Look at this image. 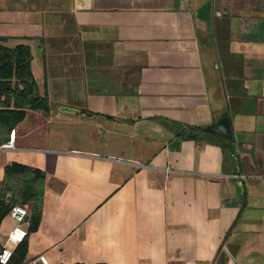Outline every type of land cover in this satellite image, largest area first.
<instances>
[{"label":"crops","instance_id":"1","mask_svg":"<svg viewBox=\"0 0 264 264\" xmlns=\"http://www.w3.org/2000/svg\"><path fill=\"white\" fill-rule=\"evenodd\" d=\"M206 1L0 0L50 103L0 145L45 173L22 264H264V0Z\"/></svg>","mask_w":264,"mask_h":264},{"label":"trees","instance_id":"2","mask_svg":"<svg viewBox=\"0 0 264 264\" xmlns=\"http://www.w3.org/2000/svg\"><path fill=\"white\" fill-rule=\"evenodd\" d=\"M31 60L29 44L18 43L10 47L0 42V145L9 139L11 130L24 119L29 109L50 110L49 99L40 92L32 73ZM196 130L198 127H190L188 136H195ZM44 181L45 173L38 167L16 161L6 164L0 181V224L13 205L31 203L28 231L35 229L42 213ZM26 252L25 238L17 244L6 264H22ZM227 262L228 256L220 247L214 264Z\"/></svg>","mask_w":264,"mask_h":264},{"label":"built area","instance_id":"3","mask_svg":"<svg viewBox=\"0 0 264 264\" xmlns=\"http://www.w3.org/2000/svg\"><path fill=\"white\" fill-rule=\"evenodd\" d=\"M14 138L12 137L9 141L2 144V146L13 147ZM169 171V169H166ZM234 178L243 179L249 175L245 173H234L231 175ZM9 214L14 218L15 224L13 228L9 231L7 239L1 244L0 247V264H6L9 262L13 255L12 246L17 245L22 242L27 234L28 228L30 226V211L26 204H15L11 207ZM39 261L42 264H47L48 259L45 254H39L35 261Z\"/></svg>","mask_w":264,"mask_h":264},{"label":"water","instance_id":"4","mask_svg":"<svg viewBox=\"0 0 264 264\" xmlns=\"http://www.w3.org/2000/svg\"><path fill=\"white\" fill-rule=\"evenodd\" d=\"M212 1H206L199 9V16L203 19L210 20Z\"/></svg>","mask_w":264,"mask_h":264}]
</instances>
